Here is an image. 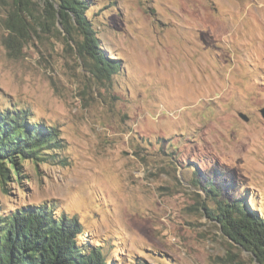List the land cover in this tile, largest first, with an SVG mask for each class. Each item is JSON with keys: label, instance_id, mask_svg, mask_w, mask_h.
I'll return each mask as SVG.
<instances>
[{"label": "rangeland", "instance_id": "374dc122", "mask_svg": "<svg viewBox=\"0 0 264 264\" xmlns=\"http://www.w3.org/2000/svg\"><path fill=\"white\" fill-rule=\"evenodd\" d=\"M87 4L120 65L109 79L52 28L7 48L0 10V108L60 145L0 186V210L53 203L118 264H259L204 214L198 186L264 219V0Z\"/></svg>", "mask_w": 264, "mask_h": 264}, {"label": "trees", "instance_id": "16d2710c", "mask_svg": "<svg viewBox=\"0 0 264 264\" xmlns=\"http://www.w3.org/2000/svg\"><path fill=\"white\" fill-rule=\"evenodd\" d=\"M87 5V0H0V10L6 13L5 46L20 53L40 30L52 28L58 36L63 33L79 57L91 62L96 77L109 79L120 65L105 54L87 17ZM10 111L0 108L1 188L8 182L19 183L23 162L37 166L50 158L54 163L52 153L60 148L57 129L30 122L24 110ZM198 187L214 205L209 208L203 201L204 214L214 218L227 239L264 264V219L248 210L243 199H219V188L211 182ZM57 210L53 203L16 207L8 213L0 210V264H118L106 256L102 246L93 245L90 239L83 242L80 237L89 238V231L76 218L57 214ZM131 264L150 263L138 260Z\"/></svg>", "mask_w": 264, "mask_h": 264}, {"label": "water", "instance_id": "95a60500", "mask_svg": "<svg viewBox=\"0 0 264 264\" xmlns=\"http://www.w3.org/2000/svg\"><path fill=\"white\" fill-rule=\"evenodd\" d=\"M261 117L264 119V109L260 110ZM242 119H246L242 114H239Z\"/></svg>", "mask_w": 264, "mask_h": 264}]
</instances>
